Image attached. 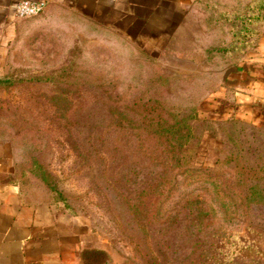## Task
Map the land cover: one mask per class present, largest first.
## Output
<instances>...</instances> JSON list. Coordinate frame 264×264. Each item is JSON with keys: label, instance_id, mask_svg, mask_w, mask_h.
Here are the masks:
<instances>
[{"label": "rangeland", "instance_id": "374dc122", "mask_svg": "<svg viewBox=\"0 0 264 264\" xmlns=\"http://www.w3.org/2000/svg\"><path fill=\"white\" fill-rule=\"evenodd\" d=\"M46 1L0 70V145L16 176L103 264H264V106L244 113L230 96L264 30L263 17L243 40L255 0H133L102 16ZM165 24L180 26L172 38ZM163 118L186 132L168 197L153 188Z\"/></svg>", "mask_w": 264, "mask_h": 264}, {"label": "crops", "instance_id": "0c3cea01", "mask_svg": "<svg viewBox=\"0 0 264 264\" xmlns=\"http://www.w3.org/2000/svg\"><path fill=\"white\" fill-rule=\"evenodd\" d=\"M18 1L0 0V70L10 68L8 62L14 61L17 42L27 27V20L15 15ZM57 1L48 0L51 4ZM82 1L85 8L93 6L95 14L100 16L119 10L129 13L133 6V0ZM158 12L163 18L170 19L166 9ZM183 20L179 16L178 25ZM179 28L167 24L165 37L172 38L170 32ZM248 58L253 66L248 64L241 68L237 89L230 93L231 97H237L238 106L244 113L253 105L264 106V30L253 55ZM10 151V146L0 145V264H84L82 251L87 244L80 237L79 228L58 216L44 193L24 185L22 178L15 174V160Z\"/></svg>", "mask_w": 264, "mask_h": 264}, {"label": "trees", "instance_id": "16d2710c", "mask_svg": "<svg viewBox=\"0 0 264 264\" xmlns=\"http://www.w3.org/2000/svg\"><path fill=\"white\" fill-rule=\"evenodd\" d=\"M251 7L252 8H250L249 5V8L251 9L250 14L248 16H244L242 21L244 25L241 32L243 33V40H245V38H249L253 32V26H255L257 22L264 17V0H255V2L251 4ZM183 120L184 119H177L171 123L168 119H160L162 128H166V130H154L152 137L147 133V137H151L156 142L165 145V148L162 150L165 158L160 162V164L164 167V177L160 178L159 183L157 182L154 184L157 185V187H153L155 189H160L165 197L175 193L178 190V186L180 185L176 176L180 175L179 170H177L178 167H183L179 164V160L181 159V153L183 152L182 144H186V141H184L186 132H184L185 126L183 125ZM154 124H157V121ZM178 164L180 166H178ZM40 177L46 183H49L47 173L40 174ZM178 197L182 198V201L185 203V207L205 203L208 200L207 197L200 198L199 196L197 198H183L181 194L178 195ZM202 211L203 209L200 208L198 210V214H201ZM170 217L172 216L167 214L166 218L169 219ZM106 255V252L102 249L87 248L82 251V260L84 264H103L104 262L102 263V256ZM106 258H108V255ZM124 264L128 263L126 262Z\"/></svg>", "mask_w": 264, "mask_h": 264}, {"label": "built area", "instance_id": "2783aa9c", "mask_svg": "<svg viewBox=\"0 0 264 264\" xmlns=\"http://www.w3.org/2000/svg\"><path fill=\"white\" fill-rule=\"evenodd\" d=\"M46 7V0H19L15 6V15L20 19L35 17L42 14Z\"/></svg>", "mask_w": 264, "mask_h": 264}, {"label": "water", "instance_id": "95a60500", "mask_svg": "<svg viewBox=\"0 0 264 264\" xmlns=\"http://www.w3.org/2000/svg\"><path fill=\"white\" fill-rule=\"evenodd\" d=\"M4 79L2 77H0V83L3 81Z\"/></svg>", "mask_w": 264, "mask_h": 264}]
</instances>
